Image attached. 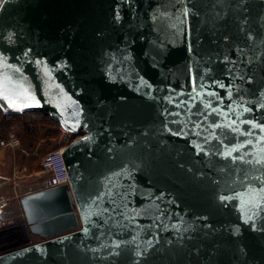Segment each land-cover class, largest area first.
I'll use <instances>...</instances> for the list:
<instances>
[{
	"label": "water",
	"instance_id": "95a60500",
	"mask_svg": "<svg viewBox=\"0 0 264 264\" xmlns=\"http://www.w3.org/2000/svg\"><path fill=\"white\" fill-rule=\"evenodd\" d=\"M0 5V109L83 132L0 264H264V0Z\"/></svg>",
	"mask_w": 264,
	"mask_h": 264
},
{
	"label": "rangeland",
	"instance_id": "374dc122",
	"mask_svg": "<svg viewBox=\"0 0 264 264\" xmlns=\"http://www.w3.org/2000/svg\"><path fill=\"white\" fill-rule=\"evenodd\" d=\"M0 112V139L13 134L16 146H0V191L9 197L8 208L3 212L6 221L17 224L22 210L19 199L36 181L44 176L41 160L45 153L66 146L83 135L66 136L58 123L42 112L3 115ZM32 235V234H31ZM33 242L39 237L32 235Z\"/></svg>",
	"mask_w": 264,
	"mask_h": 264
},
{
	"label": "built area",
	"instance_id": "2783aa9c",
	"mask_svg": "<svg viewBox=\"0 0 264 264\" xmlns=\"http://www.w3.org/2000/svg\"><path fill=\"white\" fill-rule=\"evenodd\" d=\"M61 131L68 137L72 135L69 131L63 128H61ZM79 132L80 130H77L76 134ZM17 143L18 139L13 134L9 135L6 139H0V146H16ZM64 147L65 146L54 149L43 155L41 166L44 176L30 186L25 192V195L69 182L61 156ZM8 205L9 197L0 191V255L43 240L39 237L33 242V239L31 238L32 235L29 233L28 225L23 213H21L17 224H14L12 220L6 221V219L3 218V212L8 208Z\"/></svg>",
	"mask_w": 264,
	"mask_h": 264
},
{
	"label": "trees",
	"instance_id": "16d2710c",
	"mask_svg": "<svg viewBox=\"0 0 264 264\" xmlns=\"http://www.w3.org/2000/svg\"><path fill=\"white\" fill-rule=\"evenodd\" d=\"M0 112L3 113V111L0 109ZM26 113H29V112H26ZM32 113V112H31ZM34 113V112H33ZM5 114V113H4ZM3 114V115H4ZM19 114H22V113H19ZM5 115H18V114H5ZM46 154V153H45Z\"/></svg>",
	"mask_w": 264,
	"mask_h": 264
},
{
	"label": "snow or ice",
	"instance_id": "6c2138e0",
	"mask_svg": "<svg viewBox=\"0 0 264 264\" xmlns=\"http://www.w3.org/2000/svg\"><path fill=\"white\" fill-rule=\"evenodd\" d=\"M261 127H264V126H261Z\"/></svg>",
	"mask_w": 264,
	"mask_h": 264
}]
</instances>
